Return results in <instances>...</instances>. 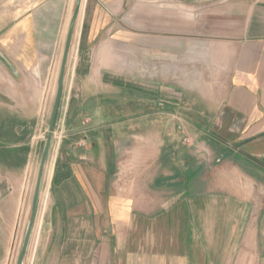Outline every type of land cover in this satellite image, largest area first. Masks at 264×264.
I'll use <instances>...</instances> for the list:
<instances>
[{"label":"crops","instance_id":"obj_1","mask_svg":"<svg viewBox=\"0 0 264 264\" xmlns=\"http://www.w3.org/2000/svg\"><path fill=\"white\" fill-rule=\"evenodd\" d=\"M174 1L186 4V20L179 5L167 16L146 0L129 7L138 53L102 61L88 47L93 34L123 19L107 10L102 21L94 6L66 77L28 264H195L200 252V264H217L229 245L242 252L244 234L252 264H264V209L261 218L254 209L264 192V0ZM73 6L0 0V264H12L21 235L45 130L35 100L50 85ZM152 28L168 32L153 45Z\"/></svg>","mask_w":264,"mask_h":264},{"label":"rangeland","instance_id":"obj_2","mask_svg":"<svg viewBox=\"0 0 264 264\" xmlns=\"http://www.w3.org/2000/svg\"><path fill=\"white\" fill-rule=\"evenodd\" d=\"M75 2V0H74ZM146 3L149 7L155 9H159L163 11V15L167 16L169 15V11H170V6L172 5H179L178 10H179V14H180V20H186L185 16L187 14V9H186V4L182 1L180 2H175L174 0H146ZM106 4H108L109 8H106ZM134 4H138V0H86V7H85V13H84V18H83V22H82V28H81V34L79 39L73 41L72 44V53H71V57L69 60V64H68V72H67V78L68 81L71 78V74L73 73L75 64L77 62V58L79 56L80 51L87 46V38L90 36V27L87 26L88 21H90V19L92 18V10L94 8V6L99 5V6H103V8L100 9L99 12V18L102 21H105L107 19V10L112 12L111 15V19H115L119 20V19H123L122 23H118L119 27H122L121 29H117V30H110L108 28H104V29H100L98 31H96V34L93 36L95 37V39L93 40V45L88 46L89 48H93V54L95 56V58L99 57L102 61V58H107V56H110V54L112 53H117L122 55H129V53H138V45H130V43L128 41H133V39H138L139 36V32L136 29H131L128 28V25H130V20H133V17H130L132 14L129 13V7H131ZM119 5V6H118ZM201 9V8H200ZM72 12V11H71ZM113 13H116V15L114 16ZM182 16V18H181ZM70 18H71V13L68 16V23H67V29L65 31L64 36L62 37L61 43L58 46V50H57V54H56V59H55V67L53 70V76L51 78V82L49 83L50 85L47 86L46 90L41 92L39 95V99L35 100V109L36 111L38 110L37 114H36V119H42V121H44V131L41 133V147L38 150V155H36L35 159H34V167H33V172H32V179L31 182L29 184V189H28V193H27V197L25 199V204L23 206V212H22V216H21V235L20 238L17 242V248L16 251L13 254V259H12V264H17L18 261V256H19V252L23 243V239L25 236V232L27 229V225H28V220H29V214H30V207H31V200H32V196H33V192H34V187H35V183H36V179H37V174H38V169H39V162L41 159V154H42V150H43V146L47 137V131H48V126H49V120H50V116H51V110H52V106H53V102H54V98H55V93H56V88H57V83H58V78H59V72H60V68H61V63H62V58H63V52H64V47H65V43H66V38H67V33H68V28H69V22H70ZM131 18V19H130ZM115 32V33H114ZM165 33H168L166 29H148L146 32V36H147V43H151L152 45L154 44V38L156 36H160L165 35ZM116 36L117 38H119V40L116 43H112L108 42L106 43L108 40H106V37H109V40H112L110 37L112 36ZM103 39V40H102ZM104 64H107V62H103ZM147 68L153 71V69L155 68V61L153 60V57L151 58V60H149L147 62ZM65 102V101H64ZM44 105V106H43ZM60 112V110H59ZM63 112V110H62ZM62 115H60V117L58 116L57 119V123H56V128L54 131V137H53V143H52V148H51V153H50V164L53 158V155L55 153V151L57 150L59 143L61 141L62 138ZM47 129V131H46ZM185 129L183 126L179 127V130L177 131L176 134V139H181L183 141H185ZM260 179L264 180V173L263 172H259L258 173ZM262 175V176H261ZM48 179H44L43 182V187H42V194H41V199H40V204H39V209H38V213H40L43 210L44 207V199L46 198L47 195V181ZM264 190V189H262ZM260 196V200L258 202V205L255 204L254 205V209L255 212L256 210L259 211V217L261 218L263 216L262 211L264 209V192L263 194L259 195ZM46 207V206H45ZM257 214V212H256ZM244 225H247L246 227L250 226V222L249 221H243ZM264 224V220L262 221L260 219V224ZM245 231V230H244ZM247 231V230H246ZM229 239V238H228ZM230 241V240H229ZM233 242V241H232ZM242 252H234L233 251V246L229 245L228 240L226 242L227 245H229V250L228 252H225V250L223 249L222 251H220L219 254H215L219 261H217V264H252V254L249 252V246H250V238L245 236L242 237ZM226 246V245H225ZM224 246V247H225ZM260 250L262 248H264V238L260 237ZM29 253V251H28ZM195 260L196 262H194L195 264H200L203 254L200 253H195ZM264 257V254H260V258ZM201 258V260H200ZM261 260V259H260ZM28 255L26 258V262L25 264H28Z\"/></svg>","mask_w":264,"mask_h":264},{"label":"water","instance_id":"obj_3","mask_svg":"<svg viewBox=\"0 0 264 264\" xmlns=\"http://www.w3.org/2000/svg\"><path fill=\"white\" fill-rule=\"evenodd\" d=\"M82 2L83 0H75L72 15H71L70 22H69V28H68L65 47H64L63 58H62L60 72H59V78H58L55 98H54V102H53V106L51 110V116L49 120L47 137L44 143V148L42 151V156H41V160L39 164L37 179H36L34 192H33L32 200H31L28 225H27L23 243H22V246L19 252L17 264H25V259L29 251L30 242L32 239L33 231H34V226L36 223V218H37L41 194H42V187H43V182H44V174H45L46 166L50 158L54 131L56 128V123H57L59 110H60L61 103H62L64 88H65L66 76L68 72V64L70 60V53H71L72 44L74 40V33H75L77 22L79 19Z\"/></svg>","mask_w":264,"mask_h":264},{"label":"bare ground","instance_id":"obj_4","mask_svg":"<svg viewBox=\"0 0 264 264\" xmlns=\"http://www.w3.org/2000/svg\"><path fill=\"white\" fill-rule=\"evenodd\" d=\"M74 35H75V33H74ZM72 50V49H71ZM71 54V53H70ZM49 162V161H48ZM47 166H48V164H47ZM47 166H46V169H47ZM45 172H46V170H45ZM44 177H45V174H44ZM26 258H27V256H26ZM25 262H26V259H25Z\"/></svg>","mask_w":264,"mask_h":264}]
</instances>
